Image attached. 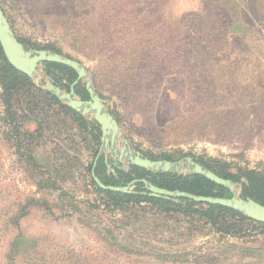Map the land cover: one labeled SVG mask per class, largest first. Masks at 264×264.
I'll return each mask as SVG.
<instances>
[{
	"label": "rangeland",
	"instance_id": "rangeland-1",
	"mask_svg": "<svg viewBox=\"0 0 264 264\" xmlns=\"http://www.w3.org/2000/svg\"><path fill=\"white\" fill-rule=\"evenodd\" d=\"M0 4L28 50L54 46L84 65L135 150L264 173V0ZM1 94L0 264H264V230L252 226L217 232L146 204L127 212L129 226L96 194L79 131L49 111L20 117L15 133Z\"/></svg>",
	"mask_w": 264,
	"mask_h": 264
},
{
	"label": "trees",
	"instance_id": "trees-1",
	"mask_svg": "<svg viewBox=\"0 0 264 264\" xmlns=\"http://www.w3.org/2000/svg\"><path fill=\"white\" fill-rule=\"evenodd\" d=\"M20 42L26 49H29V45L26 44V42L21 40ZM45 50H51L62 54V52L54 46H48ZM44 65L45 71L52 79L53 83L64 90L70 91L71 85L78 78L77 72L68 66L58 63L45 62ZM159 65L164 66L163 64ZM111 69H115V67ZM157 84L158 82L151 86L154 87ZM0 87L2 89L1 99L5 114L15 133L19 132L17 122L20 117L28 122L36 121L39 123L38 116L47 115L49 111L60 117L63 115L64 117H61L59 120L64 126H68L70 132L75 130L79 131V135L83 138L86 147L92 151V161L88 166L89 176L91 184L96 194L102 198L106 210L113 212L121 211L126 217L127 212L133 211L135 208H140L143 204H146L151 206L159 214L166 216H182L183 218L203 222L204 224H209L217 232L233 233V230L234 232H239L244 230V226H252V228L264 230V223L256 222L244 216L239 211L219 204L196 202L188 198H178L177 201H174L163 197L149 196L148 190L144 188V184L141 181L136 184L134 193L115 192L99 187L94 181L93 173L99 177L106 186L112 185L121 187L126 186L133 180L146 179L153 183V185L170 191L179 190L205 197H232V193L229 189L200 174L181 175L172 172H153L134 165H131L129 170H124L122 163L113 164V159H107L104 153L98 156L102 135L100 125L95 121L88 120L79 112L63 104L54 94L35 85L28 75L17 70L9 63L1 44ZM139 88H144V82L140 84ZM75 91L83 100H89V93L85 83L82 81L75 86ZM18 96L26 100L25 105H18L20 115H17L16 101ZM72 135L74 137V134ZM73 144L74 147L79 146L77 141H74ZM142 153L145 157L152 160L175 161V157L168 153H163L158 157L152 155L151 152ZM186 157V155H182L178 157V159L181 160ZM192 157L197 163L213 171L219 177L231 180L233 183L239 185L243 198H251L264 205L263 172L245 169L217 159L202 156L197 157L194 155ZM30 159H32L31 162L35 161V157H30ZM106 160H108L110 164H113L112 168L114 172L108 169ZM59 169L64 170L65 168L63 165H60L56 170L59 171ZM30 202H33V200L29 201V203ZM25 209L26 206L21 208L17 212V215H15L17 219L14 216L12 220L19 222V218L26 215ZM128 225H132L130 219L128 220ZM157 227H159V224H155V228ZM194 229H197V227H193V230ZM15 241H13L14 244ZM204 258L205 257L202 256V259Z\"/></svg>",
	"mask_w": 264,
	"mask_h": 264
},
{
	"label": "water",
	"instance_id": "water-1",
	"mask_svg": "<svg viewBox=\"0 0 264 264\" xmlns=\"http://www.w3.org/2000/svg\"><path fill=\"white\" fill-rule=\"evenodd\" d=\"M0 44L9 63L17 70L28 75L35 85L54 94L63 104L79 112L88 120L95 121L100 125L102 135L98 156L104 153L107 159L109 157L113 159V164L122 163L124 170H129L130 166L134 165L153 172H172L181 175L200 174L229 189L232 197H205L179 190L170 191L159 188L146 179L133 180L126 186L121 187L106 186L93 173L94 181L99 187L115 192L134 193L136 184L141 181L144 184V188L148 190L149 196L163 197L174 201H177L178 198H188L196 202L219 204L239 211L244 216L256 222L264 223V205L251 198H243L239 185L233 183L231 180L219 177L213 171L197 163L192 157H186L178 161L152 160L145 157L140 151L132 148L127 139H121L119 123L107 109L105 100L95 91L91 76L84 65L75 59L49 50L31 51L26 49L16 37L1 4ZM45 62L62 64L77 72L78 78L71 85L70 91L64 90L48 80L47 74L42 69V65ZM80 81L86 85L89 100H83L75 91V86ZM106 162L108 169L114 172L112 168L113 164H110L108 160Z\"/></svg>",
	"mask_w": 264,
	"mask_h": 264
}]
</instances>
